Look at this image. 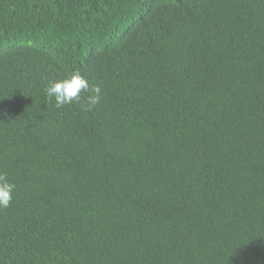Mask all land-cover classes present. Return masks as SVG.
I'll return each mask as SVG.
<instances>
[{"label":"trees","instance_id":"16d2710c","mask_svg":"<svg viewBox=\"0 0 264 264\" xmlns=\"http://www.w3.org/2000/svg\"><path fill=\"white\" fill-rule=\"evenodd\" d=\"M0 172V264H264V0H0Z\"/></svg>","mask_w":264,"mask_h":264},{"label":"clouds","instance_id":"9594fccd","mask_svg":"<svg viewBox=\"0 0 264 264\" xmlns=\"http://www.w3.org/2000/svg\"><path fill=\"white\" fill-rule=\"evenodd\" d=\"M44 92L56 109L77 105L81 112L87 113L95 109L101 101L102 88L100 85H90L88 79L76 70L59 80L47 82ZM16 189L7 173L0 172V209L10 207Z\"/></svg>","mask_w":264,"mask_h":264}]
</instances>
